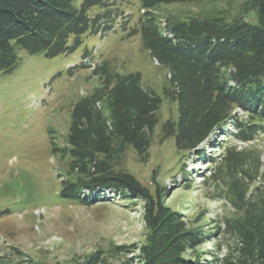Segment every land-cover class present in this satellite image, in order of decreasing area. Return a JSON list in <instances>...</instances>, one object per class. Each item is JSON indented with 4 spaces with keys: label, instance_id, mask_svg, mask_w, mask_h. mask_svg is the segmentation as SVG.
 I'll return each instance as SVG.
<instances>
[{
    "label": "trees",
    "instance_id": "trees-1",
    "mask_svg": "<svg viewBox=\"0 0 264 264\" xmlns=\"http://www.w3.org/2000/svg\"><path fill=\"white\" fill-rule=\"evenodd\" d=\"M116 1L82 0L76 6L74 0H0V74L18 66L20 50L53 58L76 50L85 34L105 35L122 15ZM198 1L139 0L145 11L129 35L139 34L142 48L168 71L169 84L163 92L176 102L177 116L162 123V135L173 136L178 150L195 153L202 161L205 152L215 147L211 137L217 130L234 129L231 134L242 142L264 131V0H243L232 16L223 11L170 13L164 24L159 21L156 8L160 5ZM95 6L100 11L90 14ZM87 56L84 50L81 59ZM73 68L89 65L80 61ZM91 73L99 84L71 109L61 155L69 160L59 196L86 206L115 195L143 198V219L152 237L139 248L134 243L112 245L67 264H264L260 154L225 147L219 158L207 157L214 164L209 178L222 183V196L232 211L216 219L211 232L190 227L177 211L165 207L164 186L156 187L152 195L117 166L129 146L142 157L147 154L161 98L142 87L138 72L118 73L108 61L95 64ZM238 110L246 114V122ZM208 236L215 238L214 248L202 258L181 256ZM0 264L47 263L0 258Z\"/></svg>",
    "mask_w": 264,
    "mask_h": 264
},
{
    "label": "rangeland",
    "instance_id": "rangeland-1",
    "mask_svg": "<svg viewBox=\"0 0 264 264\" xmlns=\"http://www.w3.org/2000/svg\"><path fill=\"white\" fill-rule=\"evenodd\" d=\"M81 1L74 0V5ZM242 1L199 0L160 5L156 12L160 22L170 13L223 11L232 16L239 12ZM118 7L125 16L116 20L114 31L103 37L85 34L76 50L53 58L20 50L18 66L11 73L0 74V258L5 261L29 258L67 264L112 245L134 243L139 248L149 244L152 237L143 219V198L116 196L86 206L59 196L69 160L68 155H61L67 145L71 109L99 84L91 68H73L80 63L84 50L95 64L108 61L118 73L138 72L142 87L161 98L147 154L142 157L129 146L117 166L147 186L152 195L156 187L164 186L165 207L177 211L188 226L211 232L214 221L232 211L222 196V183L209 178L214 164L208 156L218 157L225 147L253 149L264 163V131L242 142L231 134L234 129L217 130L211 137L215 147L205 152L202 161L195 153L178 150L173 136L164 138L162 123L177 116L176 102L163 92L169 84L168 71L142 48L139 34L129 35L142 13L139 0H120ZM99 11L95 6L90 14ZM238 115L247 121L243 111L238 110ZM214 244L215 238L208 236L181 256L202 258Z\"/></svg>",
    "mask_w": 264,
    "mask_h": 264
}]
</instances>
